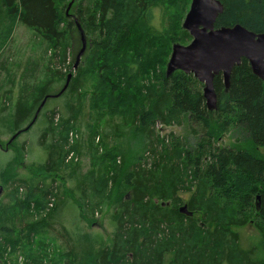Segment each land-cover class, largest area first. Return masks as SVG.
I'll use <instances>...</instances> for the list:
<instances>
[{"label":"trees","instance_id":"obj_1","mask_svg":"<svg viewBox=\"0 0 264 264\" xmlns=\"http://www.w3.org/2000/svg\"><path fill=\"white\" fill-rule=\"evenodd\" d=\"M69 1L0 0V15L6 13L7 23L18 20L57 48L65 35L78 31V23L91 41L88 63H100L96 73L102 98L109 108L120 107V116L129 118L152 163L148 167L135 164L118 182L111 246L95 251L87 243L78 258L75 242L64 228L68 235L62 247L64 263L164 264L169 254L167 264H264V81L242 58L231 71L227 91L221 73L214 76L217 104L214 110H208L203 85L192 74L177 70L165 75L172 44L190 38L181 27V15L172 17L171 31L157 32L151 25L155 0H74L72 13L67 12ZM162 1L157 0L156 5ZM219 1L223 11L215 27L240 24L256 33L264 32V0ZM129 51L138 66L130 62L121 71L125 78L117 75L114 79L117 58ZM149 73L156 74L157 87L141 82L139 76L148 77ZM73 81L69 90H74L77 78ZM51 86V79L24 82L9 114L15 133L32 121ZM51 97L47 96L45 102ZM6 98L11 99L10 95ZM182 120L191 128L194 141L173 135L169 143H164L165 139L155 135L156 122ZM228 131L239 133L243 141H234L232 147L220 146L217 141ZM51 146L46 149L44 163L48 171L52 169L48 168ZM179 193L189 194L183 200ZM181 204H186L192 215L181 213ZM247 223L260 235V262L251 257L254 249L244 251L236 244V235L229 229ZM51 224L42 219L19 231L1 213L0 255L7 247L20 249L22 241L33 240L39 226L49 225L48 233ZM47 240L44 235L33 246L23 247L25 264H55L49 258Z\"/></svg>","mask_w":264,"mask_h":264},{"label":"rangeland","instance_id":"obj_2","mask_svg":"<svg viewBox=\"0 0 264 264\" xmlns=\"http://www.w3.org/2000/svg\"><path fill=\"white\" fill-rule=\"evenodd\" d=\"M73 1H69L67 12L72 13ZM156 1L152 6L151 25L153 30L163 32L170 30L174 14L181 15L183 20L191 0L173 3L163 0L157 5ZM6 16V13L0 15V216L4 212L7 223L19 231L42 219H47L52 226L48 233L45 231L49 225L39 226L33 240L22 241V249L5 248L0 264H25L23 247L33 246L44 235L49 241V258L55 264H66L62 247L67 244L64 242L67 234L75 242L78 258L87 243L95 251L111 246L115 230L112 207L117 202L118 182L123 172L135 164L148 167L152 158L143 149V140L135 133L129 118L120 116L121 108H109L102 98L96 73L100 63H88L91 56L88 37L74 30L65 35L57 48L55 43L18 20L7 23ZM190 39L191 36L185 38L182 44ZM82 44L85 49L74 67ZM130 53L117 58L114 79L117 75L125 78L121 71L130 62L135 68L138 66ZM79 67L82 70L78 74ZM68 74H71L68 85L77 78L74 90H69L67 85L60 97L49 98L33 123L10 141L15 130L9 114L24 82L51 79L49 95H52L61 90ZM149 74L148 77L137 75L143 84L157 87L156 74ZM10 86L11 92H8ZM26 124L23 128L29 123ZM153 127L155 135L165 139L164 143H169L173 135L186 142L194 141L195 135L186 120L169 124L156 122ZM234 141H243V136L228 131L217 142L220 146L232 147ZM51 143L48 168L52 169L48 171L44 163ZM188 194L179 193V197L186 200ZM229 229L236 235V244L244 251L254 249L251 257L260 262L263 251L254 226L247 223ZM170 259L167 254L164 264Z\"/></svg>","mask_w":264,"mask_h":264},{"label":"water","instance_id":"obj_3","mask_svg":"<svg viewBox=\"0 0 264 264\" xmlns=\"http://www.w3.org/2000/svg\"><path fill=\"white\" fill-rule=\"evenodd\" d=\"M222 11L223 5L219 0H191L181 23L182 29L189 33L191 39L186 44H172L165 67L166 76L180 70L192 74L202 83V95L208 110H214L217 104L214 76L221 73L227 91L231 71L234 66L240 64L242 58L248 61L252 73L264 81V32L256 33L240 24L215 27L216 19ZM76 25L80 35H83L79 24ZM82 41L84 44V40ZM83 44L76 55L74 67L85 49ZM70 76L71 74L67 75L61 90L50 96L60 95L66 89ZM47 96L38 105L31 123L23 130L35 120ZM23 130H18L12 135L10 141ZM179 211L192 215L186 204H183Z\"/></svg>","mask_w":264,"mask_h":264},{"label":"bare ground","instance_id":"obj_4","mask_svg":"<svg viewBox=\"0 0 264 264\" xmlns=\"http://www.w3.org/2000/svg\"><path fill=\"white\" fill-rule=\"evenodd\" d=\"M167 63V62H166ZM165 67H166V65H165Z\"/></svg>","mask_w":264,"mask_h":264},{"label":"flooded vegetation","instance_id":"obj_5","mask_svg":"<svg viewBox=\"0 0 264 264\" xmlns=\"http://www.w3.org/2000/svg\"><path fill=\"white\" fill-rule=\"evenodd\" d=\"M190 4V3H189Z\"/></svg>","mask_w":264,"mask_h":264}]
</instances>
